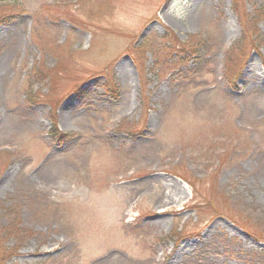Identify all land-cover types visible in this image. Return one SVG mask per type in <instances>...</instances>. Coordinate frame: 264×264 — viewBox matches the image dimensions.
<instances>
[{
  "label": "rangeland",
  "instance_id": "374dc122",
  "mask_svg": "<svg viewBox=\"0 0 264 264\" xmlns=\"http://www.w3.org/2000/svg\"><path fill=\"white\" fill-rule=\"evenodd\" d=\"M9 16L0 264H264V0H0Z\"/></svg>",
  "mask_w": 264,
  "mask_h": 264
},
{
  "label": "trees",
  "instance_id": "16d2710c",
  "mask_svg": "<svg viewBox=\"0 0 264 264\" xmlns=\"http://www.w3.org/2000/svg\"><path fill=\"white\" fill-rule=\"evenodd\" d=\"M238 16V15H237ZM244 18H242L241 17V15H240V17H239V20H240V25H241V30H242V33H243V36H244V42L242 41V51H241V49H240V53L241 54H243V53H245L247 50H248V52L249 51H251L254 47H253V41H252V37H253V35L255 34V33H257L256 32V29H255V27L254 26H252V24L250 25L249 23H251L252 21H253V18L252 19H250V17H248L247 18V16H243ZM241 18V19H240ZM10 19H12V17L11 16H9V17H6V18H2L1 20H0V24H2V25H5L6 24V22H9V20ZM249 19H250V21H249ZM254 28V29H253ZM237 76V75H236ZM105 87V91H106V93H109V88H108V86H104ZM4 230V229H3ZM7 230V229H6ZM9 233H8V231H4V232H1L0 231V241L4 238V237H8L9 235H8ZM13 250H8L6 253H3V255H2V257L0 258V262H1V260L3 259V258H5L6 256H8V257H11V256H13L12 255V252Z\"/></svg>",
  "mask_w": 264,
  "mask_h": 264
}]
</instances>
